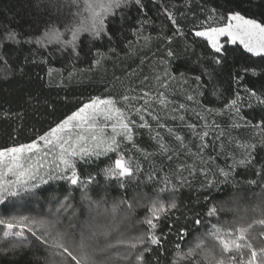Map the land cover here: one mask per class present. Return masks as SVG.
<instances>
[{
    "label": "trees",
    "instance_id": "obj_1",
    "mask_svg": "<svg viewBox=\"0 0 264 264\" xmlns=\"http://www.w3.org/2000/svg\"><path fill=\"white\" fill-rule=\"evenodd\" d=\"M142 3L145 5L142 12L137 11L135 6L127 10L123 30L119 23L114 25L117 36L111 45L107 41L96 42L97 47L103 43L101 51L107 54L106 59L96 66L93 56L85 54L91 46L86 35L81 37L84 50L79 59L58 44L41 47L34 42H25L28 38L39 35L42 31L41 21L46 16L38 14L36 0H0V34L15 31L19 33L21 40L20 44L10 43L5 49L9 53L8 67L0 64V149L37 140L97 96H112L119 101L123 95L138 96L142 91H164L168 99L175 103L168 105L169 111H164L158 106V102H152L150 110H163L160 111L159 123L165 127H158L157 122L147 115L145 121L150 127L133 129V143L137 147L134 148L133 143L126 146V155L140 164L143 174H138V181L128 183L126 198L132 201L136 197L141 206L137 207L134 203L135 212L126 220L129 227L123 231L125 237L149 231L146 225L139 224L138 221L148 215L146 209L150 198L163 186L164 178L167 177L173 183L185 180L183 186L177 183L178 209L167 217H162L155 231L157 236H164L169 233V225H173L171 235H167L162 241V249L151 246V251L144 254V264H157V260L159 264H171L174 245L182 243V247L185 246L178 239L180 228L187 227L190 230L189 239H192L199 233L206 232L212 224L219 223L227 227L237 219L250 221L257 218L252 210L261 204L257 194L261 193V186L264 185V135L260 134L259 129L244 126V120L253 124L264 120V106L258 105L254 98H249L243 89L247 86L264 96V58L251 56L238 46L228 45L224 64L213 65L208 62L211 49L206 47L207 42L195 37L192 30L202 27L210 14L208 10L213 7L218 13L236 10L249 18L264 22V0H142ZM165 7L175 14L180 32H177L164 14ZM70 11L75 12L77 9L73 7ZM68 13L69 9L65 8V23L72 21ZM144 21L147 23L140 28L138 22ZM208 23L219 26L222 21L217 17L214 22ZM64 38L70 39V35L65 34ZM110 47L115 49L114 53L108 51ZM95 50L93 47L92 52ZM169 50L173 51L174 57L167 56ZM162 60L169 61V66L176 75V79L170 81L168 89L160 88L154 79L155 75L163 72ZM202 68L212 73V78L209 81L207 76L202 77L207 88L201 89L204 95L199 96L195 91V77L201 75ZM245 68H255L260 74H245ZM49 69L53 70L51 76L48 75ZM69 73H72L71 78ZM145 76L149 78L147 81H144ZM238 76L243 77L239 85L234 79ZM129 89L135 91L129 92ZM237 91L240 93V116L244 120H234V114L225 109V105L236 98ZM187 95L196 96L199 103L187 101ZM130 103L140 107L142 101ZM180 103L186 105V110L173 111L178 109ZM249 104L252 106L249 107ZM119 106L125 107L122 101ZM204 109L223 110V114H209ZM180 116L184 119L181 120ZM201 116L204 119H200ZM133 119L138 120L137 126L143 123L138 115L133 114ZM234 122L241 124V127L234 128ZM189 124L197 125V133H209L205 137L208 147L202 153L205 161L203 164L197 157L188 155L187 149H179V142L175 140V135L178 134L184 137V142L192 153L198 151L201 141L188 128ZM213 124L220 127L217 129ZM169 128L173 129L174 134L166 130ZM221 131L224 135L217 140ZM157 133L164 143L176 149L180 155H174L172 160L162 155L158 150L157 140L153 139ZM243 143L258 145L253 153V163L233 167L234 160L243 156L244 150L239 147ZM41 158L44 167L40 169V175L44 173L47 179L49 163H46L44 156ZM114 159V156L111 159L101 157L98 160L93 158V162L89 164L77 163L82 179L86 180L91 175L98 181V185L88 186L92 198L99 200L106 194L109 205L114 199L124 195V191L118 189L114 181L109 183L103 178V169ZM182 164L193 166L195 172L190 175L189 170H178ZM220 169L231 172L226 185L219 183L224 179L220 175ZM149 176L153 179L149 180ZM253 180L257 182L256 185L250 184ZM209 181L212 182L211 187L208 185ZM69 191L74 196L73 203L77 209H82L80 190L70 189L67 183L56 181L42 186L36 198L24 201L23 206H18V209L0 205V213L6 217L19 210L23 214L37 215L47 210L52 196L62 197ZM233 196L240 199L237 208L234 209L229 203L224 206L228 210L220 212L218 217L206 216L211 205L215 204L219 208L222 201ZM234 210L241 211L235 215ZM86 215L85 212L80 219H85ZM125 215L126 210L122 207L120 216ZM196 217L203 221L202 225H194L193 219ZM8 247L9 242H0V249ZM44 258V249L34 240L30 248L22 251H10L7 254L0 252V264H41Z\"/></svg>",
    "mask_w": 264,
    "mask_h": 264
},
{
    "label": "snow or ice",
    "instance_id": "obj_2",
    "mask_svg": "<svg viewBox=\"0 0 264 264\" xmlns=\"http://www.w3.org/2000/svg\"><path fill=\"white\" fill-rule=\"evenodd\" d=\"M132 6L141 12L145 7L142 0H36L38 14L46 18L41 21L42 31L39 35L30 37L25 42H34L41 47L58 44L65 51L70 50L71 55L79 59L84 50L81 37L86 35L91 46L85 54L92 55L93 63L99 66L106 59L107 54L101 51L103 43L97 47L96 42L107 41L111 45L117 36L114 25L119 23L123 30L127 10ZM73 7L77 11H70ZM65 8L69 9L68 15L72 17L70 23H65ZM208 11L210 14L207 20L203 22L199 30L194 28L192 34L207 42L206 47L211 49L209 63L222 66L227 59L228 45L238 46L251 56L264 58V22L249 18L236 10L218 13L213 7ZM163 12L177 32H180L175 14L167 7L163 9ZM217 17L222 21L219 26L208 23L214 22ZM138 23L142 28L147 21ZM136 31L138 33L139 29ZM65 34H69L70 39H65ZM10 43H21L19 33L7 31L0 34V64H3L5 68L8 67L9 56L5 49ZM93 47L96 49L94 53ZM108 51L114 53L115 49L110 47ZM174 55L171 50L167 52L168 57H174ZM161 64L164 66L163 72L155 75L154 79L160 88L168 89L170 81L175 80L176 75L169 66V61L162 60ZM52 71V69L48 70L49 76L52 75ZM244 72L245 74L251 72L252 75L260 74L255 68H245ZM180 75L183 77V73ZM204 76H207L210 81L212 73L202 68L201 75L195 77L197 82L195 91L199 96L204 95L201 89L207 88V84L202 79ZM71 77L72 73H69V78ZM148 79L147 76L144 77V81ZM234 79L239 85L243 77L238 76ZM128 91L133 92L135 89ZM243 91L249 98H254L258 105L264 106V96L247 86ZM213 95L216 93L213 92ZM239 99L240 93L237 91L236 98L225 105V109L234 114V120L236 118L244 120V117L240 116ZM186 100L199 103L194 95H187ZM121 101L125 107L119 106ZM130 101H142V104L140 107H135ZM152 102H158L164 107L175 103L168 99L164 91L156 93L142 91V94L138 96L123 95L119 101L112 96L105 98L97 96L88 103H84L77 111L52 127L49 132L39 136L37 140L0 149V205L18 209V206H23L24 201L36 198L42 186L56 181L67 183L70 189L78 188L83 205L82 209H77L73 203L74 196L69 191L62 197L52 196L47 210L37 215L23 214L19 210L6 217L0 213V242H9V247L0 249V252L7 254L10 251L13 253L22 251L30 248L34 240L45 251V258L41 264H144V254L151 251V246L162 249V241L167 235H171V228L174 226L169 225V233L164 236H157L155 231L162 217H167L173 210L178 209L177 183L183 186L186 183L183 179L173 183L165 177L163 186L156 190L154 197L150 198L146 209L148 215L138 221L139 224L146 225L149 231L134 237H125L123 231L129 227L126 220L135 212L134 203L137 207L141 206L136 197L132 201L126 198L128 183L138 181V174H143L140 164L133 157L126 155V146L133 143L134 128L150 127L145 121L144 114L151 116L158 127H165L159 123L161 117L150 110ZM251 106L249 104V107ZM177 110H186V105L180 103L178 109H173V111ZM204 111L209 114H223V110L204 109ZM133 114L138 115L143 123L137 126L136 120L131 118ZM100 118L105 122L103 125L97 123ZM179 118L184 119L183 116ZM200 119L204 117L201 116ZM212 126L217 129L220 127L215 124ZM244 126L259 129L260 134L264 135V120L255 124L244 120ZM205 127L208 125L205 124ZM233 127L240 128L241 124L234 122ZM188 128L201 141L196 153L191 152L184 142V137L177 134L175 140L179 142V149H187L188 155L197 157L203 164L205 161L202 153L204 148L208 147L205 137L209 133L208 131L202 134L197 133L195 124H189ZM73 129H81V131L75 137L58 135L66 131L71 132ZM107 129L111 130V135L106 134ZM168 132L174 134L171 128ZM223 135L221 131L216 139L219 140ZM153 139L157 140L159 152L168 160H172L174 155H180V152L164 143L159 133ZM40 142L46 146L43 150L44 158L53 156V159L49 161L47 179L40 175V169L44 165L33 164L30 162L31 155L28 157L24 155L26 152L33 154L34 150L42 151ZM257 146L255 143L239 144V147L244 150L243 156L239 160H234L233 167L237 164L251 165ZM133 147L137 146L133 143ZM55 149H59L58 153L54 151ZM112 156L115 159L103 169V178L109 183L114 181L117 188L124 191V195L114 199L109 205L106 194L99 200L92 198L88 186L98 185V181L91 175L86 180L82 179L77 163L89 164L93 162V158L111 159ZM178 170H189L190 175L195 172L193 166L183 164ZM220 175L224 179L219 183L226 185L231 172L220 169ZM6 176H11L13 179H6ZM151 179L153 177L149 176V180ZM256 183L254 180L250 181L252 185ZM208 185L211 187L212 182L209 181ZM261 188V193L257 194L261 204L252 210L257 218L250 221L237 219L227 227L219 223L212 224L206 232L199 233L192 239H189L190 230L187 227L180 228L177 233L178 239L185 246L182 247V243L174 245L175 251L171 264H264V185ZM235 199L236 197L233 196L222 201L219 208L215 204L211 205L206 216L218 217L220 212L228 210L224 206ZM122 207L126 210L124 217L120 216ZM85 212L87 215L81 220L80 217ZM193 223L200 226L203 221L196 217ZM157 264H159L158 260Z\"/></svg>",
    "mask_w": 264,
    "mask_h": 264
},
{
    "label": "rangeland",
    "instance_id": "obj_3",
    "mask_svg": "<svg viewBox=\"0 0 264 264\" xmlns=\"http://www.w3.org/2000/svg\"><path fill=\"white\" fill-rule=\"evenodd\" d=\"M88 103V102H87ZM157 104H159V103H157ZM159 107H161L162 109H164V111H169L168 110V107L169 106H167V107H162L161 105H158ZM153 108H155V107H153ZM167 108V109H166ZM152 111H153V114H155V115H160V111H163V110H159V109H157V108H155V110H153L152 109ZM168 113H170V112H168ZM164 114H166V113H164ZM145 115V119H146V117H147V114H144ZM131 118L133 119V115L131 116ZM136 122H138V120H136ZM73 123H75V121L73 122ZM97 123L98 124H100V125H103V123H105L104 121H103V119L102 118H100L98 121H97ZM154 129V128H153ZM167 131H168V129H166ZM81 131V129H73L71 132H64V133H58V135H72L73 137H75V135L78 133V132H80ZM106 134L107 135H111V130L110 129H107L106 130ZM90 144H91V142H89ZM40 145H41V149H42V151H35L34 150V152H33V154H29V153H25L24 155H25V157H28L29 155H31V160H30V162L31 163H33V164H36V163H42L43 164V162H42V156H44L43 155V150L44 149H46V146L42 143V142H40ZM55 152H57L58 153V151H59V149H55L54 150ZM53 159V156L52 155H49L47 158H46V163H49V161H51ZM41 175L42 176H44V178H46L45 177V175H44V173H41ZM6 179H13V177H11V176H6L5 177ZM239 203H240V199H238V198H236L235 200H233V202H231L229 205H233V208L235 209V208H237V206L239 205ZM234 206H236V207H234ZM232 207V206H231ZM239 208H240V206H239ZM241 211V210H234V213H235V215H237L239 212Z\"/></svg>",
    "mask_w": 264,
    "mask_h": 264
}]
</instances>
